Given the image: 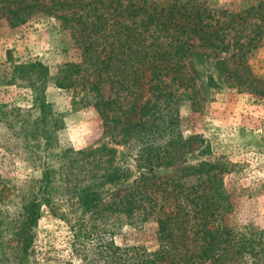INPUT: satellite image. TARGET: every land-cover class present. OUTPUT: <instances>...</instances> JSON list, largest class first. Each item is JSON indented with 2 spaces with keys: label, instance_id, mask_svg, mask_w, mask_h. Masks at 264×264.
Masks as SVG:
<instances>
[{
  "label": "trees",
  "instance_id": "1",
  "mask_svg": "<svg viewBox=\"0 0 264 264\" xmlns=\"http://www.w3.org/2000/svg\"><path fill=\"white\" fill-rule=\"evenodd\" d=\"M70 10L80 13H62ZM44 13L71 29L82 61L63 64L55 77L35 59L14 62L7 57L1 64L0 86L25 83L32 99L27 109L0 102V123L15 136L25 155L22 161L42 170L35 180L17 184L0 174V248L17 250V264H29L41 209L60 206L57 200L63 195L90 217L125 214L155 222V250L111 240L99 246L107 264H238L246 256L254 264L264 261V229L226 223L234 204L225 177L237 173L238 165L224 156L207 158L212 153L209 144L199 149L200 155L209 156L184 167L178 178L157 183L140 179L111 202L102 198L105 185L118 184L130 174L117 164V150L108 143L59 149L57 169L41 165L45 152L59 148L56 132L64 125L46 99L51 80L71 91L72 106H92L104 123L118 127L119 136L110 135L116 145L137 144L138 167L152 170L174 164L197 139L176 132L177 108L170 104L180 88H191L188 97L197 94L195 78L183 61L188 40L196 36L221 51L232 46L243 56L238 14L215 10L204 0H0V18L10 27ZM218 63L228 78L235 73L221 60ZM105 79L130 95L127 109L102 94ZM165 135L164 143L158 144V137ZM187 176L197 182L179 181ZM14 198L18 216L8 220L4 208L14 204Z\"/></svg>",
  "mask_w": 264,
  "mask_h": 264
},
{
  "label": "rangeland",
  "instance_id": "2",
  "mask_svg": "<svg viewBox=\"0 0 264 264\" xmlns=\"http://www.w3.org/2000/svg\"><path fill=\"white\" fill-rule=\"evenodd\" d=\"M204 1L215 10L238 14V35L245 54L241 56L242 51L237 54L232 46L227 51L210 47L196 36L188 40L183 61L188 74L195 78L197 94L188 97L191 88H180L175 91L170 104L177 108L176 132L183 137L197 135L193 148L170 166L152 170L138 167L134 160L137 144L116 145L110 135L118 137V127L112 128L111 122L104 123L92 106L79 109L72 106L71 91L56 87L51 80L45 90L46 99L64 125L56 132L59 148L45 152V162L41 165L57 169L59 149L72 147L77 150L108 143L117 150V164L128 169L130 174L118 184L105 185L102 198L111 202L120 199L140 179L157 183L178 178L184 167L209 156L199 154L200 147L209 144L212 153L207 158L224 156L238 165L237 173L225 177L234 204L233 211L225 216L226 223L245 226L246 230L248 227L264 229V0ZM62 13L76 16L80 11ZM89 13L91 16L92 12ZM64 23L48 13L16 27H10L4 18H0V67L7 57L14 62L35 59L47 65L50 75L55 77L63 64L81 62V49ZM227 43H231L230 38ZM219 60L235 71L230 78L222 72ZM210 78L213 85L209 84ZM100 88L106 98L114 99L123 109L128 108L131 97L125 90L106 79ZM31 99V88L25 83L0 86V102L9 106L27 109ZM114 113L118 114V111ZM165 137L159 136L158 144L164 143ZM22 156L25 155L15 143L12 131L0 123V174L16 184L27 178L35 180L42 170L41 166H30L22 161ZM179 181L184 184L197 182L194 176ZM59 198L60 206L53 209L43 206L41 209L29 264H107L99 246L111 240L119 245H139L148 250L158 246L156 225L150 217L145 221L130 219L125 214L90 217L75 210L70 198L63 195ZM15 202L16 198L14 204L4 208L8 211V220L18 216ZM18 256L17 250L0 248V264H17ZM238 264L254 262L252 257L246 256Z\"/></svg>",
  "mask_w": 264,
  "mask_h": 264
}]
</instances>
